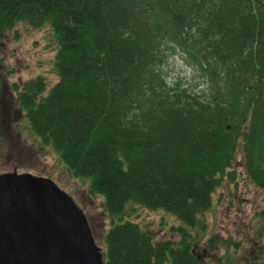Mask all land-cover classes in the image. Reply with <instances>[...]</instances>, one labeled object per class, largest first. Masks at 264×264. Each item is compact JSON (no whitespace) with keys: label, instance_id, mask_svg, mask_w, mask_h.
Segmentation results:
<instances>
[{"label":"trees","instance_id":"trees-1","mask_svg":"<svg viewBox=\"0 0 264 264\" xmlns=\"http://www.w3.org/2000/svg\"><path fill=\"white\" fill-rule=\"evenodd\" d=\"M19 21L49 25L58 79L23 81L33 133L102 195L105 264H207L202 239L215 190L234 162L264 190V0H0V41ZM179 50L203 84L169 83ZM175 215L156 238L135 205ZM264 232V209L255 212ZM225 260L233 256L228 237ZM228 258V259H227Z\"/></svg>","mask_w":264,"mask_h":264},{"label":"rangeland","instance_id":"rangeland-1","mask_svg":"<svg viewBox=\"0 0 264 264\" xmlns=\"http://www.w3.org/2000/svg\"><path fill=\"white\" fill-rule=\"evenodd\" d=\"M56 45L49 25L37 27L28 22H17L0 41V78L13 83L44 75L48 89L58 79L53 63ZM162 70L169 83L179 82L192 85L195 89L203 84L198 72L188 64L179 50H172L167 55ZM22 117L18 113L12 114V123L21 128V134L13 133L12 126L5 130L10 132L12 139L0 143V172L28 171L54 179L86 213L94 238L102 249L103 234L109 225V218L102 208L103 196H92L88 189V179L72 175L54 148L41 143L31 130L26 116ZM7 142L13 145L8 146ZM234 167L235 181H224L215 190L213 205L206 212L208 225L202 239L205 240L211 233H215L218 239L213 249L204 250L202 256L208 261L207 264H214L218 257L223 263L227 238L231 237L236 243L229 245L228 252L233 256L230 264H264V232L260 231L259 220L255 215L257 210L264 209V190L246 176L240 154ZM135 206L129 217L144 229L156 238H177L171 231L173 225L180 224L175 215L160 208Z\"/></svg>","mask_w":264,"mask_h":264},{"label":"water","instance_id":"water-1","mask_svg":"<svg viewBox=\"0 0 264 264\" xmlns=\"http://www.w3.org/2000/svg\"><path fill=\"white\" fill-rule=\"evenodd\" d=\"M0 264H105L88 218L49 176L0 172Z\"/></svg>","mask_w":264,"mask_h":264},{"label":"flooded vegetation","instance_id":"flooded-vegetation-1","mask_svg":"<svg viewBox=\"0 0 264 264\" xmlns=\"http://www.w3.org/2000/svg\"><path fill=\"white\" fill-rule=\"evenodd\" d=\"M23 81L24 80H18V81H14L13 83H11L3 78H0V127H1L0 132H2L3 130V133H0L2 134L1 140H0L1 144L5 143V141L10 142V140L12 139L10 132L5 131L7 130V127L12 126L16 131L15 132L13 129V133H16V135L21 134L19 130L21 128L18 125L16 126L12 123V114L18 113L20 117L24 115L23 109L19 106L16 100L18 89L21 88ZM22 118H24V116ZM3 127L5 129H3ZM8 142H7L8 146L13 145L12 143L10 145V143Z\"/></svg>","mask_w":264,"mask_h":264}]
</instances>
